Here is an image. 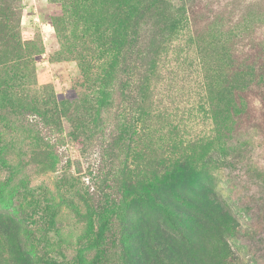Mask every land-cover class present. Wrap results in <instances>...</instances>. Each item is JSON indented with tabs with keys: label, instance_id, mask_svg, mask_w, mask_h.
Returning a JSON list of instances; mask_svg holds the SVG:
<instances>
[{
	"label": "rangeland",
	"instance_id": "rangeland-1",
	"mask_svg": "<svg viewBox=\"0 0 264 264\" xmlns=\"http://www.w3.org/2000/svg\"><path fill=\"white\" fill-rule=\"evenodd\" d=\"M154 1L0 0V264H136L122 221L169 228L131 187L173 169L160 264H264V0Z\"/></svg>",
	"mask_w": 264,
	"mask_h": 264
},
{
	"label": "trees",
	"instance_id": "trees-1",
	"mask_svg": "<svg viewBox=\"0 0 264 264\" xmlns=\"http://www.w3.org/2000/svg\"><path fill=\"white\" fill-rule=\"evenodd\" d=\"M161 1L155 0L150 5L145 7V13H148L149 20L152 21V25L157 29V24L161 20ZM159 31H151L147 39V51L151 52L158 46ZM29 57L25 55L20 62L14 67L16 73L27 72L29 69ZM93 82V81H92ZM45 101L49 102L46 103ZM36 105L41 104L43 107L47 106L50 111L46 113L50 115L51 118H55V111L58 109L63 111L67 108L69 103L66 99L56 100V96L49 100H38L35 101ZM45 114V113H44ZM137 122V120H136ZM171 182L162 183L158 180L152 181L147 184L133 185L131 187L132 191V202L144 207L145 209H155L157 211L165 212V222L168 225L169 231H163L162 239L166 244L160 242V236L157 230H153V237L148 238L145 235V231L140 228H134L128 226V222L122 221L121 232L119 235L118 243L119 247L123 253L135 252L136 254V264H160L161 258L167 256L170 259L174 256H179L180 238H182V233L180 229L174 223L172 218H168L175 211V206L173 205L172 199H181L182 195L178 192L177 188H185L187 186V181L182 178V176L177 172L176 169L170 171ZM178 185V186H177ZM175 214V213H174ZM183 218V217H181ZM125 224V225H124ZM109 221L105 220L98 234V239L102 245V251H109L107 249L108 236L106 232L109 231ZM152 233V231H150ZM178 236V238H177ZM135 264V261H134Z\"/></svg>",
	"mask_w": 264,
	"mask_h": 264
}]
</instances>
